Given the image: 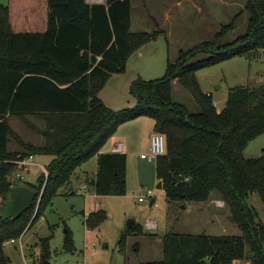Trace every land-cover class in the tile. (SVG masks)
Instances as JSON below:
<instances>
[{
    "label": "trees",
    "instance_id": "obj_1",
    "mask_svg": "<svg viewBox=\"0 0 264 264\" xmlns=\"http://www.w3.org/2000/svg\"><path fill=\"white\" fill-rule=\"evenodd\" d=\"M48 6L44 32L17 33L9 5L0 1L2 206L16 186H28L36 193L22 215L0 216V264H11L5 243L19 237L30 222L33 225L54 197L71 184L77 169L95 156L98 170L90 181L95 193L127 194V155L101 150L122 124L141 116L152 118L154 131L166 138V152L156 158V176L168 201L184 208L191 202L207 201L216 191L230 209L229 221L241 234L171 230L158 236L144 232L143 225L136 222L121 234V249L129 235H150L158 241L161 238L163 258L141 264H233L240 259L264 264V225L247 202L256 192L264 203V153L258 157L245 154L249 143L264 134V82L232 88L219 111L212 93L203 91L197 77L198 70L230 58L253 60L264 54V0H247L246 33L219 43L237 27L235 16L221 26L213 40L181 49L176 61H168L163 77L135 79L130 92L136 104L119 110L104 103L101 90L112 74L125 71L133 51L165 31L132 32L131 0H48ZM175 81L192 94L199 112L174 100ZM14 118L22 120L39 140L24 139L11 125ZM31 155H49L52 160L35 182L16 179L14 183L10 176L18 168L17 161ZM106 217V211L99 209L86 215L85 224L96 228ZM53 237L40 239L43 260L52 254ZM135 247L139 250L137 243ZM64 248L75 249L69 229Z\"/></svg>",
    "mask_w": 264,
    "mask_h": 264
},
{
    "label": "rangeland",
    "instance_id": "obj_2",
    "mask_svg": "<svg viewBox=\"0 0 264 264\" xmlns=\"http://www.w3.org/2000/svg\"><path fill=\"white\" fill-rule=\"evenodd\" d=\"M0 1L12 6L13 22H16L18 15H23L22 8L25 4L30 8L37 5L33 15L37 21L35 22L37 24L35 29H42L44 20L46 22L44 0ZM179 1L185 6H189L185 25L187 33H191L193 37L195 35L201 36L202 40L197 44L194 40L186 42L185 33L180 32L178 22L176 21L175 25H170L166 21L164 27L167 29V35L166 33L160 34L156 40L133 51L127 60L125 71L119 73L116 79L108 84L106 89V92L109 91L108 96L118 101L115 105H121L119 108L113 109L133 107L136 104V98L131 94L130 86L135 79L142 78L149 81L163 77L167 70L168 61H176L181 49L188 50L202 41L213 40L216 31H219L223 24L231 22L235 16L238 15L237 27L221 37L219 43L234 40L248 30V14L245 9L247 0H215L214 12L203 21V25L205 24L206 27L203 26L202 28L196 24L197 14L194 7L195 3L200 4L201 0H133V16L136 20L140 14L142 3L148 9H152L148 5H168L167 8L171 11L172 16V13L177 12ZM147 23L151 27L152 23ZM156 27L159 28V25ZM135 29L136 26L133 27V30ZM204 56L200 55L199 58ZM197 77L203 91L213 94L217 109L221 111L225 107L228 93L232 88L236 86L255 87L264 82V54L262 53L259 58L253 60L243 56L230 58L219 64L198 70ZM178 86L179 89H173L174 100L184 103L191 112H199L200 107L192 94L181 87L179 83ZM141 117H144L140 124V128L143 130L148 124H154L152 118ZM11 125L24 139L33 141L36 139L35 132L29 129L19 118L12 119ZM126 126L129 125H125L123 131L120 132H123L127 139L125 140L127 147L125 154L129 162L127 194L97 196L93 195L95 192L92 187L79 190L77 182L74 181L73 186L69 185L65 188V193L74 191L75 194L63 195L64 193L61 191V194L54 197L52 204L46 207L37 221L33 225L30 222L24 232L19 237L14 238L15 243H10L11 239L5 243V251L11 259V264H141V262L163 258V243L150 235H129L126 239L125 248L121 249V234L128 228L130 220H135L143 226L147 220L155 221L157 226L148 233L158 236H163L171 230L192 234H241L239 227L234 222L229 221L228 217L231 216V212L226 204L224 216H227V219L219 220L216 224H212V218L205 222L197 221V223L194 220L195 224L191 223L193 220L189 221V219L194 217L195 208L190 207L186 210L187 213L184 212L185 209L176 207L168 201L163 188H157L159 182L156 176V157L151 155L150 140L147 144L146 138L150 139V135L129 130V127ZM111 144L112 141L109 140L104 148H110ZM12 147L16 148L17 144ZM143 153L148 155L145 160L141 157ZM263 153L264 134L252 140L245 150L248 157H258ZM95 160L92 158L85 165L89 171V178V175L95 174L97 168ZM42 167L40 164L31 165L26 174L27 180L34 181L43 172ZM10 179L14 183L17 182L15 181L17 179L16 171L10 176ZM83 183L80 182L79 185H83ZM149 189L155 192V203H151V199L144 202L139 201V196L145 194ZM217 197L218 193L213 191L209 200L217 199ZM219 197H221L220 194ZM247 202L256 209L259 219L264 225V203L260 195L256 192L251 193ZM99 204L100 207H98ZM2 207V199L0 198V210ZM98 209L106 211V219L98 227L88 228L85 224L86 215ZM184 216L187 217L184 219L185 224H181ZM50 226L56 227L51 241L52 254L49 259L43 260L40 239L53 234ZM68 229L71 231L75 244L73 251L64 248L65 234ZM143 231L145 230L143 229ZM22 237L23 248L20 244ZM136 243L139 250L135 247Z\"/></svg>",
    "mask_w": 264,
    "mask_h": 264
},
{
    "label": "crops",
    "instance_id": "obj_3",
    "mask_svg": "<svg viewBox=\"0 0 264 264\" xmlns=\"http://www.w3.org/2000/svg\"><path fill=\"white\" fill-rule=\"evenodd\" d=\"M87 1L89 3H103V2H94V1H91V0H87ZM150 1H152V0H150ZM160 1H162V0H160ZM215 2H216L215 0H201L200 4L195 3L194 7L196 9L195 11H196V14H197L196 24H198L201 28L203 26H205V24L203 25V23H204L203 21L206 20L207 17H210L212 12H214V6H215L214 3ZM44 3H45V12H46V15H45L46 22L44 20V24L42 25V29H35L36 25H37V24H35V22H37V21L35 20V17L33 15H34V11H35L37 5H35L34 8H30L29 6H27L25 4V6H23V8H22L23 15L22 14L18 15L17 18H16V22H13V20H12V6L9 5V7H10V20H11V23H12L13 30L15 32H17V33H19V32H44L47 29V16H48V11H49L48 0H44ZM131 4H132V11H131V20H132V22H131V31L132 32H139L141 30H147L148 32H152V31H155V30H164L165 33H166L167 29L164 27V25H166V21H168L170 23V25H173V24L175 25V23L177 21L178 25H179V28H180V32L183 31L185 33L184 37L186 38L185 39L186 42L188 40H190V41L194 40V42H196V44H197V42H200V40H202L201 36H196L195 35L193 37L191 33H189V34L187 33V29H186L185 25H186L187 8L189 6H187V5L185 6L180 1H179L178 8L176 10L177 12L172 13V16H171V11H169V8H167V7H169L168 5L167 6L166 5H164V6H155V5H151L150 3H148V4L151 5V6L148 5V7H152V9L151 8L148 9V8L145 7L144 3H142L140 14L136 17V20H135V18L133 16V0H131ZM147 22H149V23L151 22L152 23L151 27L149 26V24ZM158 25H159L160 29L158 27L155 28V26H158ZM134 26H136L135 30H133ZM207 27H208V25H207ZM217 32L218 31H216V33ZM166 35H167V33H166ZM118 74L119 73L112 74L110 79L108 80V82L106 83V85L104 86V88L100 92L101 99L104 101V103L107 106L111 107L112 109L113 108H119V106H121V105H115V104H117L118 101L113 99V98H110V96H108V92L109 91L106 92V89H107L108 84L111 83L113 80H115ZM174 83H175L174 84V88L175 89L178 88L179 87L178 86V82L175 81ZM114 93H116V92H114ZM215 105H216V103H215ZM143 118L144 117H139V118H137L135 120H131V121H128V122L122 124L119 127V129L116 132V134L110 139L112 141L111 147L110 148H104L103 147L104 149L101 150V153H107V152L125 153L126 148H127L125 140H127V139H126V135L123 132H120V131H123L122 129H124L123 127H125V125H129V126H126V127H129L128 128L129 130L132 129L133 131H137L140 134L143 132L145 135L148 134L151 137V134L154 132V129H153L154 124L153 125L148 124L147 126H145V130H143V128H140V124H141V121H142L141 119H143ZM146 138H147V144H149V140L150 139L148 137H146ZM38 140H39V138L36 137L34 142H37ZM118 143H120V144H122L124 146L123 151H117V150L114 149V147ZM94 158L96 159L95 163L97 165V168L95 169V174L94 175H89L90 178L88 177L89 171L86 169V166H85L87 164V162H86L81 167H79L77 169L75 175L72 178V182H71L70 185L73 186V182L75 181L78 184L77 188L79 190H86V189H89L90 187L93 188V186L90 185L91 184L90 181L93 178H95V176L97 174V170H98L97 156H95ZM142 159L145 160L146 158H142ZM51 160H52V156H49V155H35L34 158H33V163L34 164L32 163V165L40 164V165L43 166L42 170L45 171L46 166L49 164V162ZM137 161H139V160H137ZM128 166H129V162L127 160V174H128ZM138 166H139V163H138ZM26 174H25L24 180L29 181V182H35L36 181L37 178L34 181L27 180ZM80 182H84L83 185H79ZM63 193H64L63 195H67L68 193L75 194L74 191L65 193V189H64ZM93 195H97V194L94 193ZM97 196H100V195H97ZM222 202H223V205H222ZM213 204H214V206H213ZM100 206L101 205L99 204L98 207H100ZM190 207H194L195 208L194 212H193L194 213V215H193L194 217L189 219V221L193 220V222H191V223H194V224H195V221L196 222L197 221L205 222L209 218H212V224H216L219 220L227 219V216L226 217L224 216L225 202L221 199V197H219V193H218L217 199H212V200L208 199L207 201L188 203L183 208V209H185L184 212L187 213L186 210L189 209ZM95 211H97V210H95ZM185 218H187V217H185V216L183 217V220H182L181 224H185V222H184ZM55 228L53 230L50 228L52 230V233L54 232ZM146 228H147L146 225H144L143 226V229L145 230L144 232L148 233V232H150L152 230V229L147 230ZM53 236H54V233H53ZM143 236H147V235H143ZM160 240H161V238L159 239V241ZM20 244H21V248H23V246H24L23 237L20 239ZM234 264H250V263H249V261L240 259V260H235Z\"/></svg>",
    "mask_w": 264,
    "mask_h": 264
},
{
    "label": "built area",
    "instance_id": "obj_4",
    "mask_svg": "<svg viewBox=\"0 0 264 264\" xmlns=\"http://www.w3.org/2000/svg\"><path fill=\"white\" fill-rule=\"evenodd\" d=\"M91 1L104 2L105 0H91ZM114 149L117 151H123L124 146L122 144L118 143L114 147ZM165 152H166L165 135L161 132L154 131L150 137V153H151V155H153L154 157L157 158L158 156L165 154ZM141 156H142V158L148 157V155L145 153L142 154ZM33 158H34V156L31 155L29 157H25V158H22V159L17 161V164H18V168L16 170L17 179H23L24 180L25 174L29 171L30 166L33 163ZM149 199L155 200V192L153 190H150V189L147 190L145 194H141L139 196V201H141V202L147 201ZM222 205H223V202H222ZM145 225H146L147 229H154V227H156L157 224L155 221L147 220ZM9 242L14 243V242H16V240L11 239Z\"/></svg>",
    "mask_w": 264,
    "mask_h": 264
},
{
    "label": "water",
    "instance_id": "obj_5",
    "mask_svg": "<svg viewBox=\"0 0 264 264\" xmlns=\"http://www.w3.org/2000/svg\"><path fill=\"white\" fill-rule=\"evenodd\" d=\"M157 188H163L162 182L158 183ZM35 197V191L28 186H16L11 192L10 200L0 211V216L9 219L22 215L32 205ZM151 203H155V200H151ZM135 223V220H130L128 228H131Z\"/></svg>",
    "mask_w": 264,
    "mask_h": 264
}]
</instances>
